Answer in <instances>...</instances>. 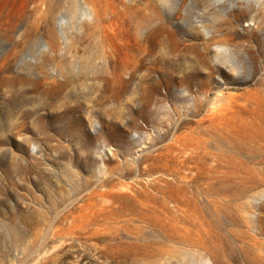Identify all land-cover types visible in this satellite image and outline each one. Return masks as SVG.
<instances>
[{"label":"rangeland","instance_id":"obj_1","mask_svg":"<svg viewBox=\"0 0 264 264\" xmlns=\"http://www.w3.org/2000/svg\"><path fill=\"white\" fill-rule=\"evenodd\" d=\"M151 33L165 43L153 40L144 114L137 77L109 74L107 57ZM188 72L191 91L171 88L185 99L167 93ZM247 88H264V0H0V264H264V138L238 152L222 212L198 230L132 216L135 197L114 186L148 175L143 152L169 169L151 175L195 179L172 135L202 113L199 98Z\"/></svg>","mask_w":264,"mask_h":264},{"label":"bare ground","instance_id":"obj_2","mask_svg":"<svg viewBox=\"0 0 264 264\" xmlns=\"http://www.w3.org/2000/svg\"><path fill=\"white\" fill-rule=\"evenodd\" d=\"M237 20L234 19L231 22L232 26ZM231 32L232 29H230ZM230 33H225L216 39L217 52L220 53L221 50L226 52V49L218 42L227 43L231 37ZM168 34L174 46L179 42L183 43L175 32L169 30ZM156 38V44L164 45L163 36L154 35L153 37L151 33L146 37V44L137 40L134 47L127 46L122 58L107 57L109 74L123 81L137 77L135 89L139 91L140 111L144 114L147 113L146 107L157 91V79L153 74L154 67L151 65L150 58L151 50H154L153 40ZM215 38V35H209L207 41H213ZM102 43L107 48H111L109 42L103 41ZM186 47L189 48V46ZM211 74H213L212 71L207 72L204 82L201 83L202 87L209 84ZM193 76L195 72L171 75L166 85L167 93L172 94L173 97L185 99V96L177 97L171 92V88L183 86L186 82L188 92L191 91ZM228 85L230 84H225V86ZM148 86H153V90ZM253 106L261 115V111H264V88H247L239 95L221 93L217 94L213 100L207 95L204 99L199 98L197 108L191 113H197L199 108H202V113L192 120L184 121V130L173 134L169 144L176 154L183 156L189 170H196L195 179L188 175H177V171L181 170L178 168L176 174L171 177L151 175L155 170H163L165 175H168L169 169L165 171L163 169L161 161L163 155L160 158L158 153L143 152L144 165L141 173L148 175L145 178L134 177L129 181L118 182L114 185L135 197L129 214L150 222V224L164 225L167 223L177 227V223L181 221V227L186 230L190 228L198 230L196 221H200V226H202L210 216L218 218L222 212L219 196L226 190L224 179L229 174H238V167L242 165V160L237 156L238 152L245 144L254 141L253 139L259 141L264 138V120H259V115H257L254 121L250 112L247 115V111H250ZM98 185L103 194L106 191L102 188L105 186V180L101 179ZM198 194L202 195L201 199L198 198Z\"/></svg>","mask_w":264,"mask_h":264}]
</instances>
